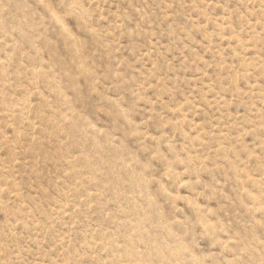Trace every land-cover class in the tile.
Returning <instances> with one entry per match:
<instances>
[{"label":"rangeland","instance_id":"1","mask_svg":"<svg viewBox=\"0 0 264 264\" xmlns=\"http://www.w3.org/2000/svg\"><path fill=\"white\" fill-rule=\"evenodd\" d=\"M0 264H264V0H0Z\"/></svg>","mask_w":264,"mask_h":264}]
</instances>
